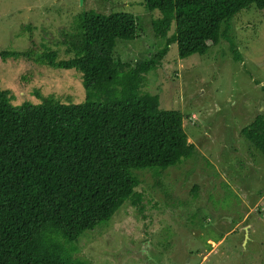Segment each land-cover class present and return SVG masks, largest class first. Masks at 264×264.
Listing matches in <instances>:
<instances>
[{
  "label": "rangeland",
  "instance_id": "374dc122",
  "mask_svg": "<svg viewBox=\"0 0 264 264\" xmlns=\"http://www.w3.org/2000/svg\"><path fill=\"white\" fill-rule=\"evenodd\" d=\"M128 13L138 37L119 40L116 59L135 64L162 46L145 0H0V84L14 105L53 96L86 100L82 74L45 56L74 57L64 43L83 13ZM176 25L173 24L172 32ZM227 36L205 55L181 59L174 43L142 90L184 114L197 154L162 170H134L142 206L128 200L108 223L68 247L91 264H264V154L242 129L264 114V10L255 5L222 26Z\"/></svg>",
  "mask_w": 264,
  "mask_h": 264
},
{
  "label": "trees",
  "instance_id": "16d2710c",
  "mask_svg": "<svg viewBox=\"0 0 264 264\" xmlns=\"http://www.w3.org/2000/svg\"><path fill=\"white\" fill-rule=\"evenodd\" d=\"M161 17L152 22L162 46L132 64L116 59L119 40L138 37L128 13H83L65 35L75 55L53 68L82 74L86 100L65 104L53 96L14 105L0 84V264H91L68 247L108 223L131 200L142 206L134 170H164L193 158L197 148L184 129V114L161 108L142 90L177 43L181 59L205 55L227 34L224 23L264 0H145ZM175 23V31L172 32ZM18 54L0 50V61ZM264 90V86H263ZM264 154V114L242 129Z\"/></svg>",
  "mask_w": 264,
  "mask_h": 264
},
{
  "label": "water",
  "instance_id": "95a60500",
  "mask_svg": "<svg viewBox=\"0 0 264 264\" xmlns=\"http://www.w3.org/2000/svg\"><path fill=\"white\" fill-rule=\"evenodd\" d=\"M83 2V0H81Z\"/></svg>",
  "mask_w": 264,
  "mask_h": 264
}]
</instances>
